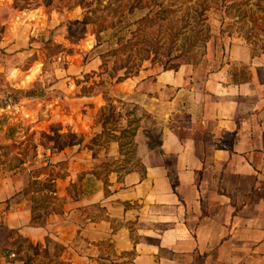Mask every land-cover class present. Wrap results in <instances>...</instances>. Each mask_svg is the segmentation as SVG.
<instances>
[{"label": "crops", "instance_id": "obj_1", "mask_svg": "<svg viewBox=\"0 0 264 264\" xmlns=\"http://www.w3.org/2000/svg\"><path fill=\"white\" fill-rule=\"evenodd\" d=\"M63 17L0 0V264H264V38L127 75L110 129L79 80L99 57L56 55L51 77L35 54Z\"/></svg>", "mask_w": 264, "mask_h": 264}, {"label": "rangeland", "instance_id": "obj_2", "mask_svg": "<svg viewBox=\"0 0 264 264\" xmlns=\"http://www.w3.org/2000/svg\"><path fill=\"white\" fill-rule=\"evenodd\" d=\"M29 1L52 4L64 13L58 31L49 28L35 45V54L51 77L58 62H67L64 58L56 61V55L77 49L83 52L84 60L99 57L98 69L79 80L84 82L83 93L104 92L109 105L101 115L110 129L125 116V110L117 109L119 101L114 99L120 98L119 82L127 75L133 76L151 64L162 68L198 62L209 41L221 34L264 38V0ZM133 126L131 122L126 132H133ZM64 135L67 137L55 134L51 139L71 138L70 133ZM129 136L126 140L131 152Z\"/></svg>", "mask_w": 264, "mask_h": 264}, {"label": "built area", "instance_id": "obj_3", "mask_svg": "<svg viewBox=\"0 0 264 264\" xmlns=\"http://www.w3.org/2000/svg\"><path fill=\"white\" fill-rule=\"evenodd\" d=\"M1 102H2V106L6 109H15L17 108L16 106L18 105V99L12 92L4 96ZM26 116L29 117L30 115L27 114ZM52 155H53V148L51 146H47L45 155H43V162H42L45 166H49L53 163ZM10 254L11 256L16 255L15 252H11Z\"/></svg>", "mask_w": 264, "mask_h": 264}, {"label": "clouds", "instance_id": "obj_4", "mask_svg": "<svg viewBox=\"0 0 264 264\" xmlns=\"http://www.w3.org/2000/svg\"><path fill=\"white\" fill-rule=\"evenodd\" d=\"M15 73H14V71H13V75H14Z\"/></svg>", "mask_w": 264, "mask_h": 264}]
</instances>
